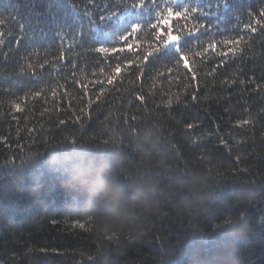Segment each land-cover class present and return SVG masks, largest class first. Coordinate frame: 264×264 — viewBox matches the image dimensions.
Here are the masks:
<instances>
[{
	"label": "trees",
	"instance_id": "obj_1",
	"mask_svg": "<svg viewBox=\"0 0 264 264\" xmlns=\"http://www.w3.org/2000/svg\"><path fill=\"white\" fill-rule=\"evenodd\" d=\"M134 2L0 0V264H264V0H179V47L218 45L195 81L176 46L95 52L154 22Z\"/></svg>",
	"mask_w": 264,
	"mask_h": 264
},
{
	"label": "snow or ice",
	"instance_id": "obj_2",
	"mask_svg": "<svg viewBox=\"0 0 264 264\" xmlns=\"http://www.w3.org/2000/svg\"><path fill=\"white\" fill-rule=\"evenodd\" d=\"M148 2H157V0H135L132 4L133 9L143 8L146 3ZM179 3V0H162V7H161V0H159L158 7L160 10L156 14V18L154 22L149 25H142L139 23L132 24L128 31H126L123 35L120 36V41L123 42V47H108V46H100L95 48L96 53H103L105 55L109 53H122L128 52L132 53L136 51L138 53L137 59L140 61H150V58L153 57L155 54L161 52L160 45H163V48L168 45L176 46L177 51L179 52L178 57L175 59V63L177 65L183 64V67L191 73V78L193 81L197 79L195 72L192 71L191 64L189 62V53L191 52L193 56L196 57H205L206 53L210 51H216L218 45L216 43H208L206 47H202L199 51H193L191 47H185L181 49L179 47L180 41L184 39L185 33L187 36H193L197 34L202 27H204L200 23H193L191 27L188 26V21L193 20V13L196 10L189 9V8H178L176 4ZM123 5H115V8H121ZM112 6L105 11L109 12L111 15L115 10H110ZM259 18H254L255 25L261 28H264V9L260 10L258 13ZM101 18H106L103 14L100 16ZM185 21L184 25H181L180 29L174 28L173 25L169 24V21ZM144 27H150L152 29V36L155 43H148L147 48L143 50L142 55H139V51L141 49L142 42L139 41V33ZM246 28L252 32L256 33L257 28L253 27L251 24L246 25ZM3 34L0 33V36ZM133 37H137L136 42L130 43ZM245 41V37L240 36L236 39L224 40L223 44L227 47L226 51H219L217 54L222 58L225 56H235L237 52L243 53L244 48L241 46ZM4 41L0 39V44H3ZM128 65L132 64L131 60L127 61ZM31 67V65H29ZM43 67V66H42ZM122 68L119 64H117L114 68L115 73H120ZM251 79V78H250ZM242 82V81H241ZM108 83L112 84L113 80L111 78L108 79ZM235 83V81H233ZM36 95H40V93H36ZM53 95H55V91H53ZM193 100L196 99V96L193 95ZM18 107V105H17ZM189 128H192V125H188ZM225 143L226 142H222ZM78 224V222H75Z\"/></svg>",
	"mask_w": 264,
	"mask_h": 264
},
{
	"label": "rangeland",
	"instance_id": "obj_3",
	"mask_svg": "<svg viewBox=\"0 0 264 264\" xmlns=\"http://www.w3.org/2000/svg\"><path fill=\"white\" fill-rule=\"evenodd\" d=\"M167 47H168V48H169V47H173V45H168Z\"/></svg>",
	"mask_w": 264,
	"mask_h": 264
}]
</instances>
